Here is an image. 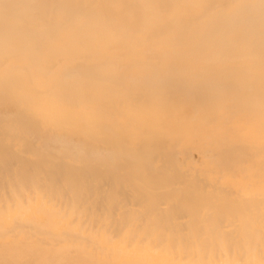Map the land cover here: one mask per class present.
Returning <instances> with one entry per match:
<instances>
[{
	"label": "bare ground",
	"instance_id": "6f19581e",
	"mask_svg": "<svg viewBox=\"0 0 264 264\" xmlns=\"http://www.w3.org/2000/svg\"><path fill=\"white\" fill-rule=\"evenodd\" d=\"M62 4V15L75 22L94 20L116 38L140 34L147 46L122 49L116 39L111 56L95 59L68 49L51 72L32 73L16 61L42 60L26 32L44 38L47 19L24 0H0L19 34L2 53L0 94L18 107V130L37 141L19 138L20 153L36 161L0 146V264H264V180L232 187L233 198L178 175L171 161L165 164L173 170L153 169L157 158L172 154L168 140L199 142L208 109L195 79L157 57L152 42L206 26L209 18L219 19L218 33L228 36L246 11V21L264 28V0ZM222 10L229 13L223 19Z\"/></svg>",
	"mask_w": 264,
	"mask_h": 264
},
{
	"label": "rangeland",
	"instance_id": "374dc122",
	"mask_svg": "<svg viewBox=\"0 0 264 264\" xmlns=\"http://www.w3.org/2000/svg\"><path fill=\"white\" fill-rule=\"evenodd\" d=\"M24 1L27 5H31L41 18L47 19L46 23L42 22V28L47 32L44 38L33 32H26L28 39L26 41L31 47L40 49L39 56L42 60H37L38 58L35 57L33 59L24 57L26 60L16 61L25 66L29 72L36 74L51 72L67 56L68 49H82L90 59H95L99 53L105 54L107 52L108 56H111L110 49L116 45V39L122 49H146V39L140 34L124 32L116 38L115 35L108 33L99 26L95 28L98 22L94 20L75 22L71 15H62L61 12L65 9L62 4L63 0ZM10 7L13 6H9L8 11L15 9L14 7L11 10ZM0 9L1 63L4 58L2 53L8 51L11 44L14 46L19 34L14 28L15 26L13 27L9 22L12 13L9 16L1 7ZM222 11L220 18L223 19L229 13L226 10ZM244 14L240 27L233 29L234 31L228 36H221L218 33L221 26L219 19L214 22L209 18L203 22L208 23L206 26L184 31L179 36H169L152 41L155 45L154 49L157 51V57L172 61L185 70V77L188 75L195 79L198 92L203 94L205 106L208 109L199 142L179 145V143H171L168 140L166 148L172 154L168 157L161 158L160 156L157 158L154 164L156 168L153 167V169L156 170L160 167L158 171L169 168L173 170L176 166L178 175L179 173L184 176L189 175L191 181L196 182L197 180V183L205 190L219 189L231 193V197L236 192L235 189L246 182H250L246 184L252 188V183L255 184L264 180V112L262 111L264 109V56L262 54L264 51V28L253 20L246 21V17L252 16V13L246 11ZM49 37H51L50 42L47 41ZM122 55L124 56V54ZM2 71L0 69V72ZM185 80L183 82L186 85ZM3 96L0 98V118L3 119H0V146L3 145L2 143H6L5 145L12 152L15 149L18 153L19 150L18 154L21 159L26 156L24 159L36 161L37 158L34 159L28 153L25 154L24 150L20 153L23 149L20 143L30 141L32 137L18 130L15 125L17 115H14L18 113V107L14 101L12 103H10L11 100L7 99L2 101L5 97ZM13 110L15 111L13 112ZM1 111L4 113L6 111V113L1 114ZM1 115L4 116L1 117ZM3 133H6V138L1 136ZM11 133H15L16 137L11 136ZM20 137L25 138L21 141ZM2 138L6 139L5 142L1 140ZM32 139V142L35 141L34 137ZM35 146V148H41L40 151H45L42 145L39 147V143H35ZM141 147H138L137 151H140ZM20 154L25 155L22 157ZM64 160L67 161L66 164L68 165L70 160ZM166 161L175 164L169 166V164H165ZM186 177L187 180H190L188 176ZM178 181L180 183V180ZM175 188L181 190L183 185L180 183ZM136 206L138 205H131L129 208H133L134 211L143 210L141 206ZM165 208H167L166 205H161V209ZM178 222L184 223L185 219H178ZM225 225L227 226V224Z\"/></svg>",
	"mask_w": 264,
	"mask_h": 264
}]
</instances>
